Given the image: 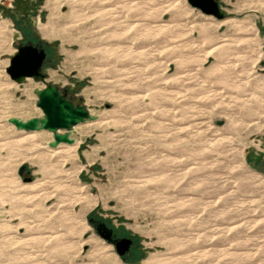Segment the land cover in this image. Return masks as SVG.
Here are the masks:
<instances>
[{
	"label": "rangeland",
	"instance_id": "obj_1",
	"mask_svg": "<svg viewBox=\"0 0 264 264\" xmlns=\"http://www.w3.org/2000/svg\"><path fill=\"white\" fill-rule=\"evenodd\" d=\"M32 2L25 23L0 8V264H264V0H218L222 18ZM27 41L46 76L19 83L6 67ZM48 82L97 115L72 143L7 121L42 116Z\"/></svg>",
	"mask_w": 264,
	"mask_h": 264
},
{
	"label": "water",
	"instance_id": "obj_2",
	"mask_svg": "<svg viewBox=\"0 0 264 264\" xmlns=\"http://www.w3.org/2000/svg\"><path fill=\"white\" fill-rule=\"evenodd\" d=\"M192 6L198 7L206 14L218 18L224 16L218 0H187ZM45 50L40 44L31 41L19 42L16 52L11 56L6 71L16 82H23L27 77L44 79L46 73L42 71L45 60ZM37 95L36 104L41 108L42 116H33L27 119L18 116H9L7 121L17 129L39 130L46 129L52 132L53 138L47 141L49 146H57L61 142L72 143L74 138L70 135L71 128L86 120H93L97 115L91 113L87 104L75 102L67 95L66 89L54 82H48L42 87H35ZM63 130V131H61ZM98 232L112 239L113 230L101 222L97 224ZM117 251L122 254L129 248L130 238L113 239Z\"/></svg>",
	"mask_w": 264,
	"mask_h": 264
},
{
	"label": "trees",
	"instance_id": "obj_3",
	"mask_svg": "<svg viewBox=\"0 0 264 264\" xmlns=\"http://www.w3.org/2000/svg\"><path fill=\"white\" fill-rule=\"evenodd\" d=\"M33 0H14V6H2L0 5L1 11L12 16L15 20H21L22 22H29V10L32 8L31 3ZM43 42V40H41ZM47 42V41H44ZM264 154V153H262ZM260 161V160H259ZM264 171V157L260 161Z\"/></svg>",
	"mask_w": 264,
	"mask_h": 264
},
{
	"label": "bare ground",
	"instance_id": "obj_4",
	"mask_svg": "<svg viewBox=\"0 0 264 264\" xmlns=\"http://www.w3.org/2000/svg\"><path fill=\"white\" fill-rule=\"evenodd\" d=\"M71 149H73V148H71Z\"/></svg>",
	"mask_w": 264,
	"mask_h": 264
}]
</instances>
